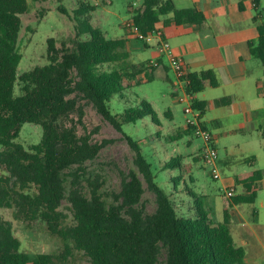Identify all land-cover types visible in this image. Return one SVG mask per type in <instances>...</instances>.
Wrapping results in <instances>:
<instances>
[{
    "label": "trees",
    "instance_id": "obj_1",
    "mask_svg": "<svg viewBox=\"0 0 264 264\" xmlns=\"http://www.w3.org/2000/svg\"><path fill=\"white\" fill-rule=\"evenodd\" d=\"M58 10L69 15L63 6ZM94 10L87 0H79L73 10L76 35L72 45L64 41L58 47L54 37L48 38V63L19 75L23 55L18 42L29 3L0 0V167L7 172L0 174V209L15 208L19 220L45 222L49 233L62 244L59 253L32 257L21 250L12 224L0 220V264H76L79 253L92 264H159L162 251L166 253L163 264H244L246 252L234 241L229 211L225 209L223 221L215 224L204 196L191 189L181 175L170 178L173 191L168 193L156 181L152 163L132 136L126 135L135 153L134 168L123 179L121 191L105 193L87 178L85 190L81 167L97 157L102 145L89 135L80 136L76 127L61 123L76 110L77 96L88 100L121 132L124 125L146 117L160 124L157 112L144 98L121 113L112 112V98L123 99L125 92L153 81L155 66L131 64L127 40L108 38L94 26ZM169 13L178 25L205 21L197 8L177 9L173 0H144L134 11L133 21L140 32L148 33ZM259 15L254 18L258 44L251 45L250 51L264 66V8ZM142 72L144 79L139 78ZM187 78L192 95L204 90L206 80L218 85L211 70L190 73ZM17 82L22 84L21 95L15 94ZM229 102V98L217 100L219 106ZM194 105L203 114L205 103L195 100ZM25 123L43 128L41 142L29 148L16 142ZM262 130L264 136V127ZM190 134L193 128L188 127L178 136ZM183 168L178 156L165 162L162 170L182 172ZM263 176L264 170L258 169L238 180L245 193L231 197L233 205L254 203L255 187ZM144 182L155 195L153 213L143 203ZM174 192L188 196L186 202L181 201L186 211L181 212L171 198ZM64 200L70 204L73 225L66 223L68 215L61 210Z\"/></svg>",
    "mask_w": 264,
    "mask_h": 264
},
{
    "label": "rangeland",
    "instance_id": "obj_2",
    "mask_svg": "<svg viewBox=\"0 0 264 264\" xmlns=\"http://www.w3.org/2000/svg\"><path fill=\"white\" fill-rule=\"evenodd\" d=\"M79 0H44L35 2L28 0L29 11L22 15V29L19 35V50L23 57L19 64L18 74H22L37 66L48 63L47 40L54 37L57 46L61 47L62 42L69 46L74 41L76 21L73 19V10L77 7ZM93 25L97 20L114 25L123 26L130 20L128 5L140 0H98ZM90 5L94 3L89 1ZM63 6L69 15L59 12L58 7ZM261 9L264 7L262 0ZM71 16V18H70ZM159 54L156 46L149 48L141 47L140 51L134 53L131 61L140 63L148 58L154 59ZM167 62V61H166ZM155 79L143 83L132 89V92H125L123 99L118 96L110 102L113 113H121L125 108L135 106L137 102L147 99L157 111L159 120L163 125H156L149 117L138 121L136 124H126L124 132L117 130L106 121L94 108V106L80 95L76 97V110L62 119L65 126H74L80 136L89 135L91 140L102 145L97 157L86 162L81 167L83 184L88 191L86 178L94 181L105 193H119L122 188V181L127 177L130 170L134 168L135 153L126 135L132 136L142 147L143 153L152 163V170L156 181L168 193L173 191L170 178L181 177L187 185L199 195H204L205 207L213 221L221 222L224 218V210L227 209L232 217V222L240 221L254 226L259 234L264 232V182L258 185V198L252 204L233 205V199L226 196V192L232 184L235 176L253 170H264V137L261 131H257L255 125H206L207 130L214 136L216 148L219 153L220 178L214 179L211 169L204 165L200 158V151L204 146V139L194 133L190 136L180 138L186 127L184 104L178 100L183 91L176 92L177 79L174 72L158 68ZM167 74L170 80L160 75ZM176 79V81H175ZM22 84L17 82L15 94L21 95ZM170 112L173 118L169 119ZM264 126V125H262ZM43 138L41 125L25 123L16 139L17 143L29 148L38 144ZM182 157V172L177 170H162L164 163L172 157ZM0 174L7 172L0 167ZM192 178V180H191ZM184 186V184H182ZM146 192L143 203L148 213L156 210L155 195L149 190L144 182ZM183 186H179L183 190ZM243 190L238 187L236 194ZM173 200L186 211L188 200L184 194H173ZM185 201V202H186ZM61 210L68 215L67 224L73 225L74 220L70 210V204L64 200ZM259 215V218H256ZM0 220L9 221L12 224L14 234L21 241V250L34 257L41 253L56 254L61 251V241L51 235L46 223L37 221H23L15 216V208L0 209ZM166 259L165 251H162L159 264ZM76 264H92L83 257L82 253L77 254Z\"/></svg>",
    "mask_w": 264,
    "mask_h": 264
},
{
    "label": "crops",
    "instance_id": "obj_3",
    "mask_svg": "<svg viewBox=\"0 0 264 264\" xmlns=\"http://www.w3.org/2000/svg\"><path fill=\"white\" fill-rule=\"evenodd\" d=\"M87 1L94 3L95 10L92 13H95L96 6H99L100 2L98 0ZM173 1L177 9L195 7L205 16V21L202 23L178 25L172 20L173 13H169L160 18L157 26L163 31L164 38L175 53L183 58L189 74L211 70L216 76L217 86H212L209 80H206L204 90L193 95L194 100L205 103L202 114L204 125H255L256 130L261 131L263 135L264 66L250 51L251 45L258 44L259 32L254 18L260 17L259 13L264 8L261 9L262 0ZM253 1H258L256 7H253ZM143 2L144 0H140L138 4L134 2L128 5L132 9L128 8L130 20H133L134 11L141 7ZM91 18L93 23L94 18L92 16ZM97 21L94 26L99 27L108 38L127 40L131 64L149 65L151 61H156L158 65L152 69L153 71L151 70L154 79L160 67L172 71L167 59L159 52V41L146 44L138 40L125 27V24L116 27L102 20ZM142 46L145 48L156 46L159 54L154 59L148 58L140 63L132 62L134 53L140 51ZM144 75L142 72L139 78L144 79ZM160 76L170 80L167 74ZM221 98H229L230 102L219 106L217 100ZM167 117L173 118L170 112L167 113ZM158 125L163 124L160 121ZM253 171L235 176L230 187H234L236 192L238 187L243 190L244 186L237 184V181L251 175ZM261 182H264V176L255 187L257 198L258 185ZM244 193L245 188L240 194ZM210 218L213 221V215H210ZM256 218H259V215ZM213 222L217 224L221 221L217 219ZM231 233L236 245L245 249L244 264H264V232L261 235L254 226L245 222L241 223L239 220L232 222L231 217Z\"/></svg>",
    "mask_w": 264,
    "mask_h": 264
},
{
    "label": "built area",
    "instance_id": "obj_4",
    "mask_svg": "<svg viewBox=\"0 0 264 264\" xmlns=\"http://www.w3.org/2000/svg\"><path fill=\"white\" fill-rule=\"evenodd\" d=\"M253 7H256V2L253 1ZM125 27L134 34V36L146 43L151 44L155 41H159L158 48L162 56H164L170 68L176 75L177 86L176 92L183 91L182 95L178 96V100L184 104V115L186 121V127L193 128V133L197 136H200L204 139V146L200 151V158L203 161L204 165L211 169V175L214 179L220 178L219 172V153L216 148L214 136L207 130L206 126L202 121L201 110L195 107V100L193 95L188 92L189 79L187 78L189 73L185 62L181 56L175 53L171 48L170 44L164 38V33L160 28H155L153 31L148 33L140 32L133 20H128L125 23ZM150 65L157 66L156 61H151ZM205 126V127H204ZM235 188L230 187L226 196L231 198L235 196Z\"/></svg>",
    "mask_w": 264,
    "mask_h": 264
}]
</instances>
